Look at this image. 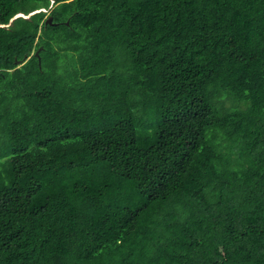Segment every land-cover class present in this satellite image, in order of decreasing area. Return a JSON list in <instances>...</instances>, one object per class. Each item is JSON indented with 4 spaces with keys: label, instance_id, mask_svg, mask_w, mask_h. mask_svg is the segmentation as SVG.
I'll list each match as a JSON object with an SVG mask.
<instances>
[{
    "label": "trees",
    "instance_id": "1",
    "mask_svg": "<svg viewBox=\"0 0 264 264\" xmlns=\"http://www.w3.org/2000/svg\"><path fill=\"white\" fill-rule=\"evenodd\" d=\"M0 264H264V0H0Z\"/></svg>",
    "mask_w": 264,
    "mask_h": 264
},
{
    "label": "water",
    "instance_id": "2",
    "mask_svg": "<svg viewBox=\"0 0 264 264\" xmlns=\"http://www.w3.org/2000/svg\"><path fill=\"white\" fill-rule=\"evenodd\" d=\"M40 11H47V9L42 8V9H40V10H36L35 12H32L31 14L36 13V12H40ZM17 16H18V17H19V16L28 17V16H26L24 13H19ZM52 19H53L52 16H50L46 22H47V23H52ZM24 62H25V60L23 61V63H24Z\"/></svg>",
    "mask_w": 264,
    "mask_h": 264
}]
</instances>
